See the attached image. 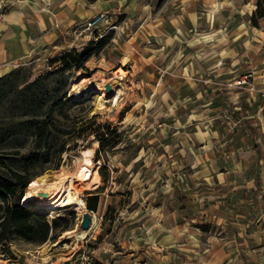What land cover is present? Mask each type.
<instances>
[{"label":"rangeland","instance_id":"rangeland-1","mask_svg":"<svg viewBox=\"0 0 264 264\" xmlns=\"http://www.w3.org/2000/svg\"><path fill=\"white\" fill-rule=\"evenodd\" d=\"M23 1L46 10L70 0ZM73 1L82 18L69 32L73 47L110 37L79 66L51 61L67 44L0 74V175L17 182L12 198L23 203L18 184L74 174L92 148L98 185L75 192L84 206L34 207L47 237L8 234L0 264H264V145L226 135L217 114L233 110L224 88L211 93L264 64V17L250 19L256 0ZM106 124L101 147L94 129ZM84 211L95 217L80 237Z\"/></svg>","mask_w":264,"mask_h":264},{"label":"crops","instance_id":"crops-1","mask_svg":"<svg viewBox=\"0 0 264 264\" xmlns=\"http://www.w3.org/2000/svg\"><path fill=\"white\" fill-rule=\"evenodd\" d=\"M117 2L109 1L111 5H117ZM75 5V1L70 0L59 6L53 3L43 10L38 6L26 5L23 0H19L6 9L0 8V74L17 65L32 63L44 52L54 51L53 48H63L67 44L69 47H73L75 40H71V37L76 34L73 28L74 23L82 21L80 14L74 9ZM72 30L73 34L69 33ZM66 32L69 33L67 37L65 36ZM249 69L254 71L253 82L256 85V91L234 84L225 85ZM263 86L264 64L258 69L247 67L235 77L224 80L222 84L216 85L212 89L211 93L216 97L219 93L218 90L224 88L223 92L227 96L225 101L233 110L229 115L224 114V117L221 113L217 114V117L221 118L226 135L240 133V137L246 139V145L252 142L257 143L258 146L264 145V134L260 127V96L258 94V88ZM251 108H253L252 113L249 111ZM166 117L167 115L162 117V120ZM208 121L210 122L209 119ZM202 122L199 121L198 126H201ZM247 129L252 130L248 137L245 133ZM231 135L227 136L226 140H232ZM193 164L198 165L195 161ZM232 166L233 164L229 166L230 170L234 169ZM212 169L214 170L215 167L213 166ZM228 173L233 174L234 172ZM259 173L261 172L259 171ZM227 181L233 183L234 180L227 178ZM163 225L167 226L168 224L163 222Z\"/></svg>","mask_w":264,"mask_h":264},{"label":"trees","instance_id":"trees-1","mask_svg":"<svg viewBox=\"0 0 264 264\" xmlns=\"http://www.w3.org/2000/svg\"><path fill=\"white\" fill-rule=\"evenodd\" d=\"M264 17V0H256L255 8L251 13V22L253 25H257L258 18ZM110 37V32L103 34L96 39H90L89 42L84 45L80 50L75 47H70L63 50L59 55L54 56L51 61H59L64 67L72 65L79 66L96 50L101 48ZM41 75L36 76L33 80L27 84H31L38 80ZM26 81V80H25ZM58 101V100H57ZM56 104V102H54ZM109 125L106 124L107 130L94 129L95 135L100 140L99 145L101 147L107 144V135L111 132L108 131ZM85 131H92L91 124L84 126ZM107 135L105 136V134ZM1 159V158H0ZM0 164L4 165V162L0 160ZM27 181L18 184L23 191L27 188ZM17 182H13L12 179L2 178L0 175V198L3 201L2 211L0 212V240L6 239L8 234H16L26 239H38L44 240L49 232V224L44 215L34 212L31 207H27L19 200L20 198H12L15 193V187ZM23 194V192H22ZM21 194V196H22ZM91 202L89 208H94L97 201V196L90 197ZM87 264H103L97 259H92Z\"/></svg>","mask_w":264,"mask_h":264},{"label":"bare ground","instance_id":"bare-ground-1","mask_svg":"<svg viewBox=\"0 0 264 264\" xmlns=\"http://www.w3.org/2000/svg\"><path fill=\"white\" fill-rule=\"evenodd\" d=\"M100 93L102 94L101 91ZM117 100L118 98L115 96L113 102L116 103ZM92 154V148H85L80 151V156L77 157L78 165L74 174H66L60 169V171L45 172L35 177L28 185L26 184L27 188L24 193L23 204L31 208L44 206L47 210L72 203L84 206L83 198L76 195L75 192H79L84 188L92 189L98 185L97 170L95 166H92V162L88 158ZM40 191H46L48 194L42 196L39 194ZM22 200L23 198L21 197V202ZM94 217L95 215L93 214L91 222L94 221ZM88 229L89 227L81 228L78 235L85 237ZM42 262H46V259H43Z\"/></svg>","mask_w":264,"mask_h":264},{"label":"built area","instance_id":"built-area-1","mask_svg":"<svg viewBox=\"0 0 264 264\" xmlns=\"http://www.w3.org/2000/svg\"><path fill=\"white\" fill-rule=\"evenodd\" d=\"M106 18V15L100 13L98 16L92 18L86 23L87 28H97L98 24ZM100 35V34H99ZM101 36V35H100ZM254 71L249 69L243 73H241L234 80L229 82L227 85H236V86H244L248 90L256 91V85L253 82ZM258 94L260 96V127L264 134V86L258 88ZM228 111V110H227Z\"/></svg>","mask_w":264,"mask_h":264},{"label":"water","instance_id":"water-1","mask_svg":"<svg viewBox=\"0 0 264 264\" xmlns=\"http://www.w3.org/2000/svg\"><path fill=\"white\" fill-rule=\"evenodd\" d=\"M105 90L106 91H110L111 90V85L109 83L105 84ZM39 194L42 195V196H46L48 193L46 191H40ZM90 220H91L90 213L88 211H84L82 213V216H81L80 226L82 228H88L89 224H90Z\"/></svg>","mask_w":264,"mask_h":264}]
</instances>
